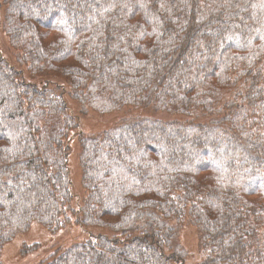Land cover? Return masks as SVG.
<instances>
[{"label": "trees", "instance_id": "trees-1", "mask_svg": "<svg viewBox=\"0 0 264 264\" xmlns=\"http://www.w3.org/2000/svg\"><path fill=\"white\" fill-rule=\"evenodd\" d=\"M34 222L77 233L36 264H264V0H0V257Z\"/></svg>", "mask_w": 264, "mask_h": 264}, {"label": "rangeland", "instance_id": "rangeland-1", "mask_svg": "<svg viewBox=\"0 0 264 264\" xmlns=\"http://www.w3.org/2000/svg\"><path fill=\"white\" fill-rule=\"evenodd\" d=\"M66 100L69 107L75 112V103L69 98ZM113 122L115 121H113L112 118L99 114L82 116L79 119V127L75 129L73 137L69 141L70 149L67 157L71 177V190L76 202L80 201L82 198L83 190L81 185V172L78 164V145L75 139V133H94L110 126ZM76 237L77 233H74L71 228L53 232L44 225L34 222L29 230L19 233L11 241L5 244L1 252L0 262L1 264H36L38 260L46 255L54 245L61 244L64 241L68 242ZM179 241L183 243L190 252L194 250L195 239L191 232L186 231ZM31 245H37V247H25Z\"/></svg>", "mask_w": 264, "mask_h": 264}]
</instances>
